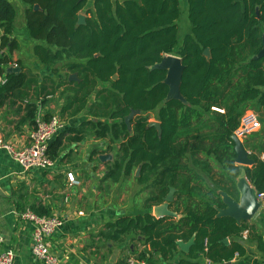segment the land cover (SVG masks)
I'll return each mask as SVG.
<instances>
[{
    "label": "trees",
    "instance_id": "1",
    "mask_svg": "<svg viewBox=\"0 0 264 264\" xmlns=\"http://www.w3.org/2000/svg\"><path fill=\"white\" fill-rule=\"evenodd\" d=\"M22 1L28 5V32L40 41L34 54L48 66L63 63L79 80L51 78L49 89L40 85L37 74L7 69L12 59L1 51L12 52L18 45L13 37L16 9L9 0H0V78H5L0 104L8 98L12 104L24 101L32 85L40 89L37 96L63 87L60 94L66 103L60 117L65 120L86 110L90 115L80 127L67 129L73 134L67 140L80 141L87 130L109 138L108 149L116 153L106 178L118 183L140 167L137 181L151 190L146 212L107 222L101 235L116 243L140 235L141 242L164 257L174 256L178 240L195 236L180 264H201L202 256L220 262L245 255L239 238L248 225L231 216L218 217L217 208L225 207L221 191L235 198L239 194L236 183L244 166L235 161L232 136L240 119L248 109L258 115L264 109V0H185V5L184 0H93L89 8V0ZM86 8L85 23H79ZM183 9L188 29L181 34ZM206 48L211 49L210 58ZM168 54L179 56L186 66L181 83L186 101L167 100L166 70L153 68ZM19 109L25 110L20 123L35 126L37 101L28 100ZM132 110L139 113L129 128L125 118ZM151 114L162 124L160 135L148 126ZM65 134L50 144L51 157L63 149ZM244 144L255 160L246 166L247 178L264 192V141ZM171 186L176 188L173 211L182 214L178 222L174 216L158 218L150 212ZM227 237L235 239L225 244ZM252 237L264 250L261 237ZM147 252L139 259L147 258Z\"/></svg>",
    "mask_w": 264,
    "mask_h": 264
},
{
    "label": "crops",
    "instance_id": "2",
    "mask_svg": "<svg viewBox=\"0 0 264 264\" xmlns=\"http://www.w3.org/2000/svg\"><path fill=\"white\" fill-rule=\"evenodd\" d=\"M9 1L16 9L13 37L17 40L18 45L12 52L8 48L1 51L12 59L7 69L19 67L17 72L23 71L29 76L37 74L40 85L44 84L50 89L51 78L56 80L57 76L54 75L58 73L53 70L59 68L60 71V67H58L60 63L55 66H48L40 62L34 54V46L40 41L30 36L26 26L25 11L28 5L22 0ZM88 2L87 8L92 7L93 0ZM87 8L81 11L85 17H87ZM2 35L3 28L0 27V38ZM62 88H59L54 94H48L45 91L37 96L40 89L32 85L29 89V98L24 101L18 99L16 104H12L8 98L3 104H0V141L13 144L18 148L26 146L34 126L28 121L20 123L25 115V110H20L19 106L24 108L28 100H35L38 103L37 118L42 116L50 119L52 117H50V113L61 116V109L66 103V96L62 95L64 102L58 112H56L54 105L52 106L53 103L50 98L57 96V94L61 96L59 91ZM86 116V119H90L87 110L75 117L66 118L65 121L70 120L71 127H80ZM71 127L69 124L67 129ZM67 129L58 134L66 133L64 147L56 157H52L54 166L49 169L31 168L26 170L13 159L5 147L0 146V232L4 236L2 249L11 248L14 250V264H43L32 253L34 226L30 221L19 216L21 211L28 208L34 211L33 207H41L40 210H47L50 215H56L63 219V224L49 237L48 242L52 252L60 260V264H126L131 257L139 259L141 253L147 251L148 259H140L145 260L147 264H180V260L187 257L189 250L182 249L179 242L188 243L189 240H178V249L174 256L164 257L161 252L153 251L149 244L141 242L140 235L127 236L120 243L107 240L101 235V231L105 229L107 222L114 221L119 217L134 216L146 212L148 210L147 199L144 201V210L136 212L125 208L122 203L124 197L119 198L120 194H117L119 200L117 203L116 195L115 197L112 196L114 192L108 189L109 187L104 189L108 180L106 178L107 166L110 163L109 160L114 156L113 151L108 149L109 138L96 137L93 142H89L87 140L88 133H94L87 130L82 140L68 141L67 138L73 134ZM103 142H107V148H104ZM102 154L111 155V158L103 161L100 159ZM261 158L264 159V152L261 153ZM99 162H101V166L97 168ZM69 172L75 175L79 181L78 184L69 182L67 178ZM128 177L130 175L122 176L118 183ZM155 205L150 210L151 214H153ZM127 206L131 207V205ZM170 208L175 209L172 203ZM174 217L176 218L175 221L178 222L182 214ZM245 223L249 230L251 229L247 239L239 238L247 249L245 255L235 257L230 261L222 260L220 262H212L202 256L200 263L264 264V250L259 249L257 242L252 239V236H259L264 242V201L258 212ZM194 237L191 240H194ZM234 239L227 237L223 239V242L230 244ZM150 251L153 253L151 254Z\"/></svg>",
    "mask_w": 264,
    "mask_h": 264
},
{
    "label": "built area",
    "instance_id": "3",
    "mask_svg": "<svg viewBox=\"0 0 264 264\" xmlns=\"http://www.w3.org/2000/svg\"><path fill=\"white\" fill-rule=\"evenodd\" d=\"M0 82H5L0 78ZM59 115H53L50 119L39 116L36 125L29 135V143L24 147H16L13 144L0 141V146L5 147L24 169L31 168L49 169L54 166V160L49 154V146L52 140L63 131L65 125ZM261 126L259 115L255 111L247 110L240 119V124L234 135L244 139L246 135L257 131ZM71 184H78L72 172L67 174ZM258 200L264 201V192H257ZM19 216L33 224V255L43 264H60L58 257L52 252L48 242L49 237L63 224V219L56 215H39L31 209H26L19 213ZM249 229H244L241 233L243 239L249 236ZM4 236L0 232V264H14L15 252L13 249H2ZM210 261V260H209ZM126 264H147L145 260L131 257Z\"/></svg>",
    "mask_w": 264,
    "mask_h": 264
},
{
    "label": "water",
    "instance_id": "4",
    "mask_svg": "<svg viewBox=\"0 0 264 264\" xmlns=\"http://www.w3.org/2000/svg\"><path fill=\"white\" fill-rule=\"evenodd\" d=\"M39 5H35V9H38ZM86 17L84 14H79V23H85ZM204 54L206 57H211V49L206 48L204 50ZM260 56H264V47L260 51ZM185 65L182 62V59L174 54H168L162 58L161 61L156 63L153 68L156 69H164L166 70V78L165 83L169 86V92L167 95V100L171 98L180 99L182 101H186L185 97L181 93V83L182 77L185 70ZM13 70H19V67L12 68ZM119 75L115 74L113 79H118ZM69 80H79L77 73H72L69 77ZM138 110H132L129 115L126 116L125 121L128 127H131V121L136 114H138ZM148 126L155 127L158 130L159 135L162 133V124L159 120L150 121ZM232 139L235 143V151L236 158L235 161L243 165L244 167L241 170L240 175L237 178V189H238V197L235 198L231 196L226 191H221L223 202L225 204L224 208L218 207V217L222 216H231L233 217L239 224L243 221L251 219L260 209L262 202L258 200L257 197V188L253 186L247 178L246 174V166H252L255 163L254 158L250 156V151L244 144V141L237 137L236 135L232 136ZM111 158V155L102 154L100 155V159L106 161ZM141 168L138 167L136 171V175H139ZM176 188L171 186L168 194L164 197V201L156 204L153 208V215L156 217L163 216H177V213L170 208V204L174 200ZM227 241V240H226ZM192 241L188 243L179 242L182 249L185 251L189 250ZM223 264H231V262H226Z\"/></svg>",
    "mask_w": 264,
    "mask_h": 264
},
{
    "label": "rangeland",
    "instance_id": "5",
    "mask_svg": "<svg viewBox=\"0 0 264 264\" xmlns=\"http://www.w3.org/2000/svg\"><path fill=\"white\" fill-rule=\"evenodd\" d=\"M184 5H185V0H184ZM182 12L183 13H182L181 24H180V26H181V32L180 33L181 34H183L185 32V30L188 29V23L186 20L187 11L185 9H183ZM185 25H187V28L185 27ZM58 65H59L58 67H60L61 72L59 70H57V72H58L57 75H54V76H57L56 80L69 79V77L72 73H69L68 70L64 66H62L63 63H60ZM58 76L63 77V78H59ZM104 85H108V84H101L100 87L104 86ZM62 90H63V88H62ZM61 91H59V93ZM94 95L92 96L91 99H95ZM57 97H59V99H57ZM50 99H51V102L53 103L52 106L54 105L56 112H58V110L60 109L61 105L64 102V100L62 99V96L57 94V96L56 95L51 96ZM248 110L254 111L253 109H248ZM261 117H263V119H264V109L262 111V115H259L260 122H261L260 128L257 131L253 132L252 134L246 135V137L244 139H242L244 142L249 141V143H251V142H255V141L258 142V140H263V138H264V121H262ZM86 118H87V116L85 117V119ZM153 120H157V118L154 116V114H151L150 121H153ZM68 121L65 122L66 126L63 129L64 131L67 129V126L69 124H70V127L72 126L70 120H68ZM87 136H89V137H87V140H89V142H93L94 138L96 139V137H97L95 134H91L90 132L88 133ZM103 145H104V148H107V142H105V143L103 142ZM112 153H116V152L113 151ZM114 156H113V158H115ZM113 158L110 159L109 162L113 161L114 160ZM104 164H107V163H104ZM100 166H101V162L97 163V168ZM136 171L137 170H135L133 172V174L130 175V177H128L126 179L124 178L123 180H121L120 183H114L108 179L106 182L107 186L104 187V189L105 188L107 189L109 187L108 189H110L112 192H114L112 194V196L115 197V195H116L117 203L119 201L117 198V194H120L119 198L124 197V200L122 201L123 205L125 206V208H129L132 212H136L138 210L143 211L144 210L143 206H145L144 201L151 194V190L149 188H146L144 185H141L138 183L137 177L139 175H136V173H135ZM96 183H97V181H96ZM127 205H131V207H129Z\"/></svg>",
    "mask_w": 264,
    "mask_h": 264
},
{
    "label": "flooded vegetation",
    "instance_id": "6",
    "mask_svg": "<svg viewBox=\"0 0 264 264\" xmlns=\"http://www.w3.org/2000/svg\"><path fill=\"white\" fill-rule=\"evenodd\" d=\"M164 201V200H163Z\"/></svg>",
    "mask_w": 264,
    "mask_h": 264
}]
</instances>
